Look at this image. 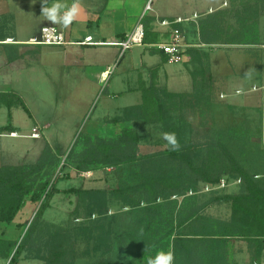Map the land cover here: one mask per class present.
<instances>
[{
  "label": "rangeland",
  "instance_id": "rangeland-1",
  "mask_svg": "<svg viewBox=\"0 0 264 264\" xmlns=\"http://www.w3.org/2000/svg\"><path fill=\"white\" fill-rule=\"evenodd\" d=\"M37 4L4 1L0 35L38 36L41 21L47 19ZM148 4L152 10L145 8L149 20L144 24L149 25L156 43L170 36L169 26L159 23L164 18L197 15L200 22L216 15L219 39L190 64H170L159 53L162 75L159 65L147 72L138 65L130 73L134 72L135 80L141 73L148 76L152 102L163 109L165 117L189 127L188 138L197 145L165 161L163 172L173 170V175L188 182L203 173L226 178L229 184L208 191V184L199 181L193 193L161 199L151 223L146 204L127 206L112 192L147 182L144 168H155L148 156L168 149L163 127L123 120L126 108L144 101V90L108 97L89 75L94 69L109 67L112 74L123 73L130 58L140 62L139 48L122 55L113 46L0 45V93L13 94L0 105V129L18 130L15 135L9 130L0 132V168L33 165L47 145L59 158L37 177L38 182L48 181L49 188L56 190L51 207L38 218L42 202L32 203L31 195L26 197L34 209L18 238V244H27L21 256L27 261L22 264H46L42 259L51 239L72 245L66 264H148L159 250L173 252L176 241V264H264V251L258 246L224 237L264 233V0H148ZM27 8L33 12L26 13ZM16 11L22 12L14 24ZM191 24L189 36L197 41L198 29ZM144 48L154 55V48ZM124 131L140 136L136 162L77 171L83 150L98 144L99 138L118 139ZM244 173L257 192L249 189ZM238 178L243 180L241 185L234 184ZM72 189L84 193L69 192ZM223 196L237 199L218 200ZM142 220L148 227L146 240L135 232ZM178 236L184 239L180 241Z\"/></svg>",
  "mask_w": 264,
  "mask_h": 264
},
{
  "label": "trees",
  "instance_id": "trees-1",
  "mask_svg": "<svg viewBox=\"0 0 264 264\" xmlns=\"http://www.w3.org/2000/svg\"><path fill=\"white\" fill-rule=\"evenodd\" d=\"M47 1H57V0H47ZM215 14L209 15L204 22L200 24L201 32L203 36H209L208 34H218L221 32L218 20ZM155 21V18H153ZM152 19V20H153ZM145 23H147L148 16L144 17ZM145 25V24H144ZM177 27V25H174ZM146 44H155L157 41L150 35L149 25H146ZM211 35V36H212ZM210 37V36H209ZM165 60L166 56L163 54ZM151 88L146 87L144 90V101L136 106L128 107L124 110L123 120L134 121L140 120L144 121L146 124H161L164 132L174 133L178 142L179 148L177 150H171L170 146L166 142L168 149L162 153L148 156V160L151 161V166L155 168H144L146 183L139 186L128 187L126 189L118 188L113 190V196L121 200L125 205L139 206L141 204H146V212L151 215L148 217V221L153 223L154 218L158 215L159 207L158 201L161 199H171L172 196H177L183 194V192H195L199 181H203L208 184V186L218 185L221 181V177H211L201 174L200 178L196 181L188 182L184 178H179L173 175V170L169 172H163L164 162H168L171 158L178 155L180 151L192 150L197 145L188 138V132L190 128L185 124L177 123L171 117H165L163 109L152 102L151 98ZM13 95L12 93H0V105L7 103L6 98ZM21 101L23 108L29 112L28 108ZM9 130L11 133H15V128L6 127L4 130L1 128L0 132ZM123 140L121 144L120 140ZM118 139H102L99 138V142L96 145H91L90 147L83 150L78 156L80 157L79 164L77 166V171L87 172L97 169L102 165L110 166H120L134 163L138 160L137 151L140 143V136L135 131H124L123 134ZM73 153V149L72 152ZM165 158V159H163ZM58 156L53 153L49 145L46 146L43 154L39 158L38 162L33 165H17V166H3L0 168V222L12 223L19 212L26 206V197L31 195L32 203L42 202L37 214V217H41L47 209H49L51 198L53 197L56 190L53 187L49 188L48 181L38 182V175L41 174L46 169L53 167L58 162ZM202 176V177H201ZM245 180L249 183V189L257 192V188L252 183L250 176L243 174ZM36 179L38 184H36ZM163 186V187H162ZM170 189V190H167ZM72 193L83 194L84 191L72 189L69 190ZM44 198V201H43ZM233 196H223L218 198L222 201L235 200ZM145 220H142L138 228L135 230L136 234L140 236L142 240H146V233L148 227L144 226ZM263 222V220H262ZM232 236L225 235L224 237ZM30 237V236H29ZM177 239H184L182 236H178ZM29 241V239H28ZM261 249L264 246V233L258 235L252 240ZM3 245L8 251L14 252L11 258L10 264H18L21 259L22 254L26 250L25 243L18 244L14 242H2L0 241V246ZM47 254L43 256L46 264H66V258L71 256L72 245L69 243L56 242L51 239L47 244ZM142 254H146L145 251ZM173 254L176 258L179 254V244L178 241L173 244ZM67 264H72L68 262ZM106 264V263H101ZM174 264H176L174 262Z\"/></svg>",
  "mask_w": 264,
  "mask_h": 264
},
{
  "label": "crops",
  "instance_id": "crops-1",
  "mask_svg": "<svg viewBox=\"0 0 264 264\" xmlns=\"http://www.w3.org/2000/svg\"><path fill=\"white\" fill-rule=\"evenodd\" d=\"M4 1L10 0H0V7H3ZM31 1H38L37 9L41 10L44 6H50L52 3L57 1H47L44 3V0H31ZM61 3H66L68 6H71L73 2H77L79 4L80 13L77 18L72 22L71 25L64 27L61 24H54L53 22L47 20L46 22L44 19L41 21L39 25L40 34L41 30L45 27H55L57 30L62 34L66 41V45L68 47H104L107 45H103V43L110 42L116 40L130 32H132L137 24L141 21L142 17L145 14V8L148 6V0H60ZM22 11H16V17L12 18L14 24L17 23ZM33 12L31 9H26V13ZM27 15V14H26ZM211 15V14H210ZM198 16L194 15L188 21L180 24L179 26L183 27L187 31V40L190 44L194 45L188 51L187 59L183 62L185 65L188 63L190 64L193 59L204 53L203 49H207L209 47L215 46V41L218 40V34H211L210 32L208 35L210 36H203L200 28V24L204 22L198 21ZM177 18H182L181 16H177L168 21H174ZM160 20V19H159ZM167 19H163L162 21H158L160 24ZM206 20V19H205ZM192 24H191V23ZM13 24V23H12ZM196 25L198 32L196 33L198 36L197 41H192L189 36V25ZM111 26V29L108 27ZM165 27V26H164ZM163 28V27H162ZM212 35V36H211ZM36 35L31 34L28 35L26 38H15L13 35H0V45H15V46H23L28 44H33V39H38ZM91 38V44L85 43L87 39ZM156 44V43H155ZM227 44H237L233 42H227ZM150 48L153 44H146ZM139 48L138 55L140 57V62L135 63V61L130 58L129 62L125 69H123V73H113L109 76L108 79L103 80L102 73L106 70H98L94 69L90 71L89 75L92 78L93 83L96 87L102 86V92L106 93L108 97L112 96V94L118 93L127 96L130 90L131 92H135L138 94L142 91L143 88L148 87V76L146 74H139L137 79L133 78V73H130L132 70L140 65L143 66V72H147L153 65H159L160 68L158 69V74L162 75L164 72L162 69V65L158 61L159 55L164 60V56L161 51L156 49H152V53L154 55L149 54L146 52V48L144 47H137ZM253 49V48H252ZM86 52V51H85ZM84 52V53H85ZM155 52H157L155 54ZM253 52V50H251ZM148 53V54H147ZM160 53V54H159ZM188 61V63H187ZM167 62V60H166ZM14 63V61H12ZM91 66V65H90ZM146 70V71H145ZM129 71V72H128ZM4 77V76H3ZM176 79L177 76H174ZM172 78V79H174ZM138 87H135L134 82ZM131 87V88H130ZM128 92V93H127ZM127 107V106H126ZM15 128V127H14ZM16 130V128H15ZM18 130H16L17 132ZM243 182L242 179L238 178L235 181V185H241ZM32 203H27L26 206L19 212L16 216L15 220L12 223L0 222V241L2 242H14L18 243V238L21 235L22 230L24 229V225L26 224L27 220L29 219L30 215L33 211ZM258 235H254L251 237H244L242 234L237 236H228L225 239H245L251 245L254 244L252 240L257 237ZM259 248V246H258ZM259 250L264 251V246ZM14 252H10L7 248L3 245L0 246V264H10L11 258L14 255ZM27 261L25 258H21L18 264H22L23 262ZM29 261V260H28ZM254 264H259L255 262Z\"/></svg>",
  "mask_w": 264,
  "mask_h": 264
},
{
  "label": "built area",
  "instance_id": "built-area-1",
  "mask_svg": "<svg viewBox=\"0 0 264 264\" xmlns=\"http://www.w3.org/2000/svg\"><path fill=\"white\" fill-rule=\"evenodd\" d=\"M146 10L147 11L152 10V7L150 6V4H148V6L146 7ZM145 14L143 17H145ZM143 17L132 32L116 40L103 43V45L120 48L122 55L126 53L127 51L132 50L133 48L147 46L145 43L146 29H145ZM188 20L189 19L177 18L174 21L166 20V21L161 22V25L169 26V28L171 29L170 36L168 38H164V40H162L159 43L151 45L152 48L161 51L166 56L167 62L170 64L183 63L187 59L189 49L194 46L190 44L187 40V31L183 27L179 26L180 24ZM174 25H177V27H175ZM32 43L37 44V45H42V46L66 45V41L64 37L55 27L43 28L41 30L40 38L33 39ZM85 43L91 44L92 43L91 38L87 39ZM112 72H113V69L109 67L105 72L102 73V78L108 79L109 76L112 74ZM36 132L37 130H35L33 134L35 138L37 137V135H39ZM12 135H15V133H12ZM228 184H229V180L226 178H222L218 185L206 186L205 189L208 191L216 190V189H223V188H226Z\"/></svg>",
  "mask_w": 264,
  "mask_h": 264
},
{
  "label": "clouds",
  "instance_id": "clouds-1",
  "mask_svg": "<svg viewBox=\"0 0 264 264\" xmlns=\"http://www.w3.org/2000/svg\"><path fill=\"white\" fill-rule=\"evenodd\" d=\"M44 3L46 4L47 0H44ZM79 13L80 8L77 2H73L71 6H68L66 3H61L60 0H57V2L52 3L50 6H44L42 9V14L47 20L54 24H61L64 27L71 25ZM163 138L171 150L179 148L180 145L174 133L165 132ZM148 264H174V254L171 251L165 252L159 250L155 256L148 259Z\"/></svg>",
  "mask_w": 264,
  "mask_h": 264
},
{
  "label": "bare ground",
  "instance_id": "bare-ground-1",
  "mask_svg": "<svg viewBox=\"0 0 264 264\" xmlns=\"http://www.w3.org/2000/svg\"><path fill=\"white\" fill-rule=\"evenodd\" d=\"M103 80H105V79H103Z\"/></svg>",
  "mask_w": 264,
  "mask_h": 264
}]
</instances>
